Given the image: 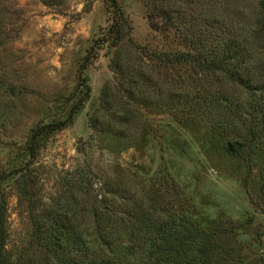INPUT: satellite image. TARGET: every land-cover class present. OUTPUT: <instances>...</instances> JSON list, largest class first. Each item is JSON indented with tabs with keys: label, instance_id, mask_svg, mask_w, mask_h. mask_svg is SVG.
<instances>
[{
	"label": "trees",
	"instance_id": "obj_1",
	"mask_svg": "<svg viewBox=\"0 0 264 264\" xmlns=\"http://www.w3.org/2000/svg\"><path fill=\"white\" fill-rule=\"evenodd\" d=\"M40 2L55 6V0ZM109 2L115 19L77 72L78 102L65 119L36 126L26 138L30 164L11 177L31 233L23 246L10 249L7 212L0 209V264H264L248 263L231 236L203 228L167 172L147 180L138 168L117 169L111 178L77 169L60 179L53 195H36L40 173L31 167L44 135L68 128L90 99L85 72L105 49L114 79L103 86L89 119L95 133L130 149L147 114H168L208 129L250 169L258 155L264 165V0H146L150 28L161 37L153 46L136 43L128 17L116 0ZM196 4L205 7L190 8ZM21 16L15 0H0V50L19 36ZM6 53L0 57V106L27 85L20 62ZM6 127L0 120V133Z\"/></svg>",
	"mask_w": 264,
	"mask_h": 264
},
{
	"label": "rangeland",
	"instance_id": "obj_2",
	"mask_svg": "<svg viewBox=\"0 0 264 264\" xmlns=\"http://www.w3.org/2000/svg\"><path fill=\"white\" fill-rule=\"evenodd\" d=\"M15 1L22 30L5 49L15 55L12 62H20L19 75L27 85L0 106V120L9 126L0 133V209L7 212L12 250L23 246L31 233L29 212L11 177L30 164L26 138L36 126L46 128L65 119L78 102L77 72L104 38L116 12L109 0H55V6L40 0ZM116 2L133 27L131 37L136 43L161 42L150 28L146 0ZM194 7L205 6L190 8ZM6 50H0L3 60L10 56ZM111 57L105 49L85 72L92 94L72 124L44 135L45 144L31 167L40 173L36 195H53L60 179L77 169L91 168L111 178L117 169L138 168L147 173V180L167 172L193 204L194 219L203 228L231 236L248 263L264 261L263 158L258 155L250 169L246 162L229 156L224 141L208 129L182 124L168 114H147L146 126L131 140L130 149L111 135L95 133L89 119L100 105L103 86L114 79Z\"/></svg>",
	"mask_w": 264,
	"mask_h": 264
}]
</instances>
